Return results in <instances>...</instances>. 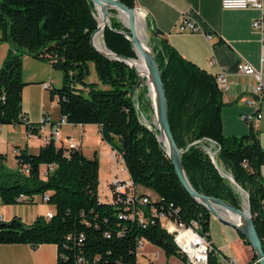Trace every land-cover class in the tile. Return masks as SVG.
<instances>
[{
    "label": "trees",
    "instance_id": "obj_1",
    "mask_svg": "<svg viewBox=\"0 0 264 264\" xmlns=\"http://www.w3.org/2000/svg\"><path fill=\"white\" fill-rule=\"evenodd\" d=\"M120 1L134 7V0ZM98 25L90 0H0V43L11 46L0 67V126L22 124L26 131L38 132L35 122L22 112V88L27 84L22 57L27 54L45 61L62 72L60 87L47 82L60 115L67 124L97 125L101 138L122 159L131 182L123 191L109 183L110 196L101 197L97 154L87 157L79 144L69 147L51 136L35 153L16 147V170H5L6 156L0 154V202L33 204L36 196L44 201L47 195L44 202L54 208L50 219L40 215L31 224L18 217L0 220V244H55L56 264H138L139 247L147 241L185 262L160 214L185 224L198 222L209 240L211 213L181 185L155 135L159 131L139 123L133 98L135 71L92 47L90 36ZM115 29L128 33L119 20L111 18L110 28L101 33L106 48L136 58L125 34ZM152 52L188 181L196 191L236 208L242 205L236 189L241 187L264 251V178L260 175L264 149L256 129L250 124L245 135H225L224 102L215 75L181 57L164 39L152 45ZM212 142L218 149L216 164L205 149ZM221 170L230 174L236 186ZM20 195L23 198L18 200ZM211 247L207 264H221L212 243ZM255 260L254 255L248 264Z\"/></svg>",
    "mask_w": 264,
    "mask_h": 264
},
{
    "label": "crops",
    "instance_id": "obj_2",
    "mask_svg": "<svg viewBox=\"0 0 264 264\" xmlns=\"http://www.w3.org/2000/svg\"><path fill=\"white\" fill-rule=\"evenodd\" d=\"M134 7L136 15L144 23L145 32L147 30L149 33V37L147 33L146 37L151 45H157L158 40L164 39L181 57L209 74L216 75L220 69L226 71L228 90L222 91L224 102L221 110L222 131L225 135L247 134L250 123L245 117L257 111L261 113V118L252 126L256 129L260 145L264 149V102H259L257 108L246 103L252 97L250 90L256 84V79L237 73V65L241 62L246 63L260 72L264 80V62L261 61L264 59V32L252 27L253 21L261 16L264 19V3L262 13L256 9H223L221 0H134ZM188 12L191 13L196 23L210 34V38L201 32H178L177 26ZM23 56L25 58L29 55ZM49 70L51 69L43 74H37L36 71L27 75L23 74L27 84L22 88V112L29 121L39 123L44 114L49 115L52 121H56L60 116L56 101L48 99L50 97L47 96V90L41 86V82L52 83L53 73ZM91 78H94L93 73ZM52 101L55 105H52ZM70 125L66 124V126ZM6 126L5 129L1 127L0 140L8 144L10 138L13 143V156L16 147L26 150L32 147L31 140L37 143H34L36 145L34 150L29 152H37L39 147L44 145L51 131L49 123L43 124L35 138L27 139L24 125H22V131L18 125ZM71 126L79 127L78 136L73 134L74 130L67 127L61 132L63 126L60 128L61 136L64 140L70 139L79 144L87 156L83 147L84 129L100 135L99 127L95 124ZM81 133H83L82 136ZM217 150L216 148L215 154ZM0 154L3 153L0 152ZM6 161L7 157L5 163ZM14 161L13 170H16L15 157ZM227 175L230 176V174ZM260 175L264 178V165L260 168ZM43 204L48 203L42 201L39 196L35 197L33 204H3L0 202V217L5 222L18 217L25 224H31L37 216H44L45 213L54 211L53 207L42 208ZM208 236L218 253L221 264H226L231 259L239 264H248L254 259L251 246L244 242L239 232L212 213ZM141 249L145 250L142 253L147 257L157 258L161 255V250L147 241L142 242L138 254ZM57 256L58 251L55 244H39L34 248L29 244H0V264H56ZM167 258L166 264L169 260L173 264H186L175 255ZM137 262L142 264L138 256Z\"/></svg>",
    "mask_w": 264,
    "mask_h": 264
},
{
    "label": "water",
    "instance_id": "obj_3",
    "mask_svg": "<svg viewBox=\"0 0 264 264\" xmlns=\"http://www.w3.org/2000/svg\"><path fill=\"white\" fill-rule=\"evenodd\" d=\"M90 1L94 4V8L96 11L98 10L97 9L98 7L100 8V14L103 19L102 26L98 25L90 36L91 45L98 53H100L104 57L108 59L122 61L130 68H132L138 77L136 88L140 86L144 78L146 81H148L149 92L151 93L152 91L153 93V96L151 95V99L153 103V110L156 118L157 129L159 131V135L165 147V151L170 159V162L174 168V171L181 185L184 187V189L188 192V194L193 200L205 206L210 213H212L218 219L230 225L231 227L236 229L239 233H241L245 238V240L251 246L254 255L256 257V261L259 264H264V251L262 248L261 240L254 226L252 216L250 214L249 204L248 203L244 204L242 198V206L240 208H236L232 204H230L229 202L223 199L208 196L196 191L188 181V178L184 171V167L182 165V160H181L182 151L180 148H178L173 138L171 128L169 125L165 88L161 79L158 64L155 60V56L152 50H150L146 45H144L141 42L140 37L136 32L135 7H128L124 5L120 0H90ZM108 8H112L117 12L118 10H121L127 14V22L126 23L123 22V24L124 27L128 30V33H126L125 30L123 29H115V31H117L118 33L125 34V37L129 40L133 48V51L136 54L137 59L143 61L146 68L145 74L139 73L138 69L132 63V61H134L133 58L116 54L110 50L108 53H105L99 50L98 48H96V46L94 45L93 37L95 33L100 30L102 33L105 27L110 28V20L108 18ZM149 129L154 132V130L151 127H149ZM156 136L157 138H159L158 135ZM222 175L233 181L229 175L224 173H222ZM236 189L241 196H243V194L247 196L246 195L247 193L241 187L237 186ZM228 212L238 216V222L227 219L225 216ZM30 246L33 248L36 247L35 245H30Z\"/></svg>",
    "mask_w": 264,
    "mask_h": 264
},
{
    "label": "built area",
    "instance_id": "obj_4",
    "mask_svg": "<svg viewBox=\"0 0 264 264\" xmlns=\"http://www.w3.org/2000/svg\"><path fill=\"white\" fill-rule=\"evenodd\" d=\"M263 3L264 0H221V7L223 9H256L262 13L263 11ZM252 27L260 32H264V19L263 16L253 21ZM178 32H192V33H204L207 38H210V34L204 29L201 28L199 24L196 23L195 19L192 17L191 13H186L182 19L180 20L177 26ZM262 63L264 59H261ZM212 64V62H210ZM237 73L245 76H252L256 79V84L251 88L250 94L251 98L247 100V104L257 108L259 102H264V80L260 72L256 71L250 65L246 63H239L237 65ZM215 82L218 88L221 91L228 90V81L226 76V71L224 69H220L215 75ZM43 89L47 90V82L41 83ZM134 98V97H133ZM261 118V113L255 112L254 114L246 115L245 119L249 121L251 125L255 124ZM50 124L51 131L49 136H51L56 142L63 141L69 147L75 146L77 143H74L68 140H64L60 133V128L67 124V121L64 116L60 115L56 121H52L49 115L44 114L39 123L35 122L33 124L37 125L40 129L43 124ZM150 127L149 125L147 126ZM1 130V126H0ZM83 133H81V136ZM37 136V132H32L27 130L26 138L31 139ZM210 152V151H209ZM212 157V154L210 153ZM113 157L116 161H120L123 164V171L125 173V177L123 178H115L111 183L114 185V189L116 191H123L126 187L131 185L130 179L127 174V170L124 166V163L121 158H117L115 153ZM106 191L104 196H110V189L108 185L105 187ZM23 195L18 197V200H21ZM43 200H47V195L43 197ZM143 203L146 202L145 199L141 200ZM262 205L264 207V199L262 200ZM163 219V225L166 227L167 231L171 235L174 244L178 248V251L183 254L185 257L186 264H207L208 254L211 247V242L208 240L207 235L200 230V226L198 222L192 221L190 224H185L183 222H176L167 219L163 214H160ZM45 218L50 219L52 217V212L45 213ZM0 220L2 218L0 217ZM142 243L139 247L141 248ZM257 261L255 260L254 263ZM253 263V264H254ZM227 264H237L234 260H228Z\"/></svg>",
    "mask_w": 264,
    "mask_h": 264
},
{
    "label": "rangeland",
    "instance_id": "obj_5",
    "mask_svg": "<svg viewBox=\"0 0 264 264\" xmlns=\"http://www.w3.org/2000/svg\"><path fill=\"white\" fill-rule=\"evenodd\" d=\"M110 10H112V8H108L109 20L111 18H115V19L119 20L122 23V25L124 26L123 21L120 18L119 13L116 10H114V12H109ZM97 18H99V16H98V12L96 11V19ZM146 33L149 37V33L147 30H146ZM101 41L104 43V41L102 39V35H101ZM145 44H146V46L148 45L147 47L150 50H152V45L150 44V41L147 39L146 36H145ZM10 47L11 46L9 43H6V42L0 43V67H1L2 62H3V60L7 54V51ZM134 60L138 61L137 57L134 58ZM48 69H51L49 71H52V73H53L52 74V83H51L52 86L55 88L60 87L62 85V72L60 70H56V69L51 68V66L45 61L38 60V59L32 58L30 56H26L25 58H24V56L22 57V69H21L22 70V77H23V74L27 75L28 73H32L34 71H36L37 74H43L44 72H47ZM23 80H24V77H23ZM35 82H38V81H35ZM36 84H39V83H36ZM46 92H47V96H49V92L48 91H46ZM48 99H50V98H48ZM51 103H52V105H55V102L52 101ZM134 107H135V111H136V115H137V119H138L139 123L146 126V127L149 125L154 130V132L158 131L156 118H155V114H154V110H153L151 93L149 92V83H148V81L145 80V78L143 79L140 86L137 87V89L135 90ZM53 114H54V112H53ZM5 127H7V126L6 125L2 126L3 129H5ZM66 127L74 130L73 134L76 137L78 136L79 127H72L71 125L70 126L64 125L61 129V132H63V130H65ZM18 128L21 131L23 129L22 125H18ZM84 132H85L84 133L85 136L83 137L84 138L83 141H85V142L83 143V147L86 150L87 157H92L93 154L96 153L98 158H99V175H98L99 192H100V196L102 197V196H104L105 191H106L105 187L109 183H111L112 180H114L115 178L125 177V173L123 171V164L120 161H116V159L113 157V151L111 150L110 145L105 140H103L97 132H91L90 130H86V129H84ZM156 135H158V137H159L158 140L160 142H162L159 133ZM34 143H37V142L35 140L30 141V144H32L33 146L30 147L29 149H27L28 152L31 150H34V146H36ZM12 145H13V143L10 141V138L8 139V144L6 142L0 140V152L5 154V156L7 157V161H6L5 166H4L5 170H13V168L15 166L14 156H13V152H12V148H13ZM216 148L217 147L214 143H212L211 145L208 144L205 148L207 152L209 150L210 153L211 152L213 153V154L211 153L212 157L210 156V159L215 164H216V154H215ZM222 170H221V172L226 174ZM231 182L234 184L233 181H231ZM234 186H236V185L234 184ZM236 188H237V186H236ZM242 198L244 199L245 202H247L246 196L244 194H243ZM245 202H244V204H245ZM41 207L48 209V208H51L53 206L48 203V204H43ZM156 248H158V247H156ZM140 251L141 252L138 254V259L142 264H166V259H168L167 257L172 256V255L163 254L164 252L161 250V252H160L161 255L158 256L157 258H154L150 255H149L150 257H147L142 253L145 251L144 249H141ZM168 264H173V263L171 262V260H169ZM237 264H239V263H237Z\"/></svg>",
    "mask_w": 264,
    "mask_h": 264
},
{
    "label": "bare ground",
    "instance_id": "obj_6",
    "mask_svg": "<svg viewBox=\"0 0 264 264\" xmlns=\"http://www.w3.org/2000/svg\"><path fill=\"white\" fill-rule=\"evenodd\" d=\"M98 10V16L99 18L98 21H99V25L102 26L103 24V19L101 17V14H100V8L98 7L97 8ZM118 13L120 15V18L122 19V21L124 23L127 22V14L121 10H118ZM136 32L138 34V36L140 37V40L141 42L145 44V36H146V32H145V28H144V23L141 19H139V17L136 15ZM97 34V37H96V43H97V47L99 50H101L102 52H105V53H108L109 50L106 48V46L104 45V43L101 41V30L100 31H97L95 33V35ZM95 35L93 37V42L95 40ZM94 45H95V42H94ZM96 46V45H95ZM148 46V45H147ZM96 47V48H97ZM133 65L138 69L139 73L140 74H145L146 73V68H145V65L143 63L142 60H138V61H132ZM151 95L153 96V93L151 91ZM246 204V202H245ZM227 219L231 220V221H235V222H238V216L232 214V213H227L226 216H225Z\"/></svg>",
    "mask_w": 264,
    "mask_h": 264
}]
</instances>
